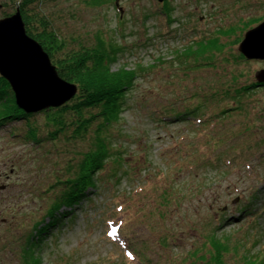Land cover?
<instances>
[{
    "label": "rangeland",
    "instance_id": "obj_1",
    "mask_svg": "<svg viewBox=\"0 0 264 264\" xmlns=\"http://www.w3.org/2000/svg\"><path fill=\"white\" fill-rule=\"evenodd\" d=\"M164 1L88 6L83 0H44L63 36L83 41L102 33L119 48L113 70L142 66V73L112 131L120 152L107 166L108 177L99 179L98 192L72 219L35 242L39 264H205L221 211L233 212L255 192L256 206H264V87L239 102L207 106L205 124L173 117L156 122L158 110L171 104L211 103L212 93L220 95L224 86L255 80L264 60H245L238 45L264 19V0H166L168 15ZM216 38L204 60L178 56L193 40L201 46ZM10 128H0V264H28L23 251L29 233L42 218L50 197L43 192L67 148L62 142L57 151L48 143L33 147L11 136ZM242 220L216 231L231 239L223 264H243L242 255L264 245V216L256 226Z\"/></svg>",
    "mask_w": 264,
    "mask_h": 264
},
{
    "label": "trees",
    "instance_id": "obj_2",
    "mask_svg": "<svg viewBox=\"0 0 264 264\" xmlns=\"http://www.w3.org/2000/svg\"><path fill=\"white\" fill-rule=\"evenodd\" d=\"M111 1L83 0L88 6H101ZM44 3V0H4L0 3V18L9 16L18 9L27 35L42 46L56 67L58 75L77 87L74 97L63 105L39 113L26 114L17 107L11 86L0 76V128L12 127L8 129L11 136L23 139L25 144L33 147L43 148L44 144L48 143L57 151L59 142H62L67 148V154L59 161L58 169L52 171V183L43 192L50 197L47 206L43 208L42 218L33 224V230L29 233L30 245L27 243V248L23 251V259L29 261L28 264L40 263L36 254L40 242L36 245L35 242L40 237L45 239L54 230L62 227L65 219H72L74 211L81 208L89 194L98 192L99 179L108 177L107 166L120 152L112 131L131 105L129 101L134 99L135 85L142 73V66H121L113 70L112 64L118 59L119 48L114 47L113 40L105 38L102 33L96 32L92 39L83 41L63 36L44 10ZM162 8L163 13L168 15L170 8L166 0ZM199 40H193L191 47L180 51L178 56L186 62L192 61L193 58L200 59V56L203 59L202 56L217 47V38L201 43V46ZM196 64L198 63L187 65ZM261 87H264V83L256 80L250 84L224 86L220 95L212 93L211 103L206 100L201 105L180 104L177 107L171 104L162 111L158 110V113L162 114L157 117L156 122L164 124L165 118L173 117L176 122L189 120L205 124V119L211 117L206 111L209 110L207 106L217 105L225 99L239 102L243 96ZM227 108L228 106L215 114L219 115ZM197 109H200L198 115L195 113ZM37 116H42L41 123L33 121ZM19 123L24 126L23 129L13 127V124ZM81 144H85V150H71ZM50 150L47 151L48 154ZM51 164L53 165L52 161ZM13 166L11 170L15 172L14 163ZM110 173L113 174L111 171ZM258 194L259 192H255L242 198L235 205L233 212L228 209L221 211V217L215 222L216 228L209 237V248L206 251L209 256L205 259V264H223L222 256L227 254L231 239L226 233L217 235L216 231L221 229L225 222L239 223L244 219L242 221L249 220L255 222V226L260 225L264 206H256ZM242 257L243 264H264V245L256 252L245 253Z\"/></svg>",
    "mask_w": 264,
    "mask_h": 264
},
{
    "label": "water",
    "instance_id": "obj_3",
    "mask_svg": "<svg viewBox=\"0 0 264 264\" xmlns=\"http://www.w3.org/2000/svg\"><path fill=\"white\" fill-rule=\"evenodd\" d=\"M238 51L245 60H264V19L244 33ZM0 76L11 86L17 107L26 114L59 107L77 91L74 84L58 75L42 46L27 35L18 9L0 18ZM255 80L264 83V69L256 73Z\"/></svg>",
    "mask_w": 264,
    "mask_h": 264
},
{
    "label": "snow or ice",
    "instance_id": "obj_4",
    "mask_svg": "<svg viewBox=\"0 0 264 264\" xmlns=\"http://www.w3.org/2000/svg\"><path fill=\"white\" fill-rule=\"evenodd\" d=\"M115 234V230H113V232H110L109 235H114Z\"/></svg>",
    "mask_w": 264,
    "mask_h": 264
}]
</instances>
